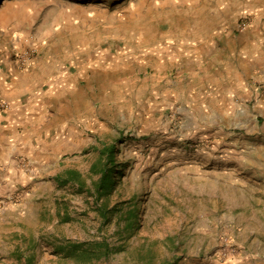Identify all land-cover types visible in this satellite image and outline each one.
Returning <instances> with one entry per match:
<instances>
[{
    "label": "rangeland",
    "instance_id": "1",
    "mask_svg": "<svg viewBox=\"0 0 264 264\" xmlns=\"http://www.w3.org/2000/svg\"><path fill=\"white\" fill-rule=\"evenodd\" d=\"M0 60L61 88L0 135V264H264V0H0Z\"/></svg>",
    "mask_w": 264,
    "mask_h": 264
},
{
    "label": "crops",
    "instance_id": "2",
    "mask_svg": "<svg viewBox=\"0 0 264 264\" xmlns=\"http://www.w3.org/2000/svg\"><path fill=\"white\" fill-rule=\"evenodd\" d=\"M36 67L31 71H20L13 63L0 60V97L8 101L9 107L0 116V135L13 130L20 119L28 121L45 110V102L50 101L54 92L53 82L33 77ZM35 78V79H34Z\"/></svg>",
    "mask_w": 264,
    "mask_h": 264
},
{
    "label": "trees",
    "instance_id": "3",
    "mask_svg": "<svg viewBox=\"0 0 264 264\" xmlns=\"http://www.w3.org/2000/svg\"><path fill=\"white\" fill-rule=\"evenodd\" d=\"M104 151H106L108 155V160L110 164L113 162V157L115 156L116 148L115 147H105ZM97 168V164L95 166ZM115 173V169L113 172L110 171L109 174L106 175L105 179H103V187L105 188H112L114 179L113 174ZM112 174V176H111ZM57 179L62 183H69L71 181H78V172L75 170H67L63 174L59 175Z\"/></svg>",
    "mask_w": 264,
    "mask_h": 264
},
{
    "label": "built area",
    "instance_id": "4",
    "mask_svg": "<svg viewBox=\"0 0 264 264\" xmlns=\"http://www.w3.org/2000/svg\"><path fill=\"white\" fill-rule=\"evenodd\" d=\"M29 63V60L25 58H21V66L27 67ZM9 107L8 101L2 97H0V116L4 113V111Z\"/></svg>",
    "mask_w": 264,
    "mask_h": 264
}]
</instances>
